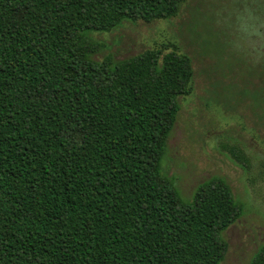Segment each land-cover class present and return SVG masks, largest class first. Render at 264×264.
I'll use <instances>...</instances> for the list:
<instances>
[{"label":"trees","instance_id":"16d2710c","mask_svg":"<svg viewBox=\"0 0 264 264\" xmlns=\"http://www.w3.org/2000/svg\"><path fill=\"white\" fill-rule=\"evenodd\" d=\"M187 2L0 0V264H223L244 212L231 185L186 198L163 169L192 56L169 40L96 59L97 35Z\"/></svg>","mask_w":264,"mask_h":264},{"label":"rangeland","instance_id":"374dc122","mask_svg":"<svg viewBox=\"0 0 264 264\" xmlns=\"http://www.w3.org/2000/svg\"><path fill=\"white\" fill-rule=\"evenodd\" d=\"M97 38L106 46L96 59L169 40L192 56L196 90L181 99L163 169L186 198L213 177L231 185L244 212L225 233L223 264H251L264 243V0H188L176 18L128 22ZM232 145L246 151V165Z\"/></svg>","mask_w":264,"mask_h":264}]
</instances>
